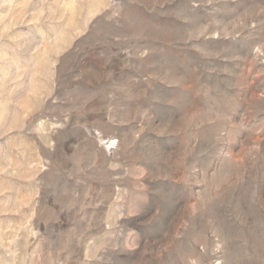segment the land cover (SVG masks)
<instances>
[{
    "label": "rangeland",
    "instance_id": "rangeland-1",
    "mask_svg": "<svg viewBox=\"0 0 264 264\" xmlns=\"http://www.w3.org/2000/svg\"><path fill=\"white\" fill-rule=\"evenodd\" d=\"M0 264H264V0H0Z\"/></svg>",
    "mask_w": 264,
    "mask_h": 264
}]
</instances>
